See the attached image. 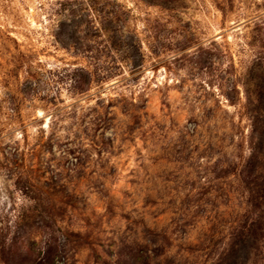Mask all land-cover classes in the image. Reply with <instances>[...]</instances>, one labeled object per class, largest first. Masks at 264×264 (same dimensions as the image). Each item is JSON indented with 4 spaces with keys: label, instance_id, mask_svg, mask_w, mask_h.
Masks as SVG:
<instances>
[{
    "label": "rangeland",
    "instance_id": "obj_1",
    "mask_svg": "<svg viewBox=\"0 0 264 264\" xmlns=\"http://www.w3.org/2000/svg\"><path fill=\"white\" fill-rule=\"evenodd\" d=\"M258 118L264 0H0V264H214Z\"/></svg>",
    "mask_w": 264,
    "mask_h": 264
},
{
    "label": "trees",
    "instance_id": "obj_2",
    "mask_svg": "<svg viewBox=\"0 0 264 264\" xmlns=\"http://www.w3.org/2000/svg\"><path fill=\"white\" fill-rule=\"evenodd\" d=\"M262 121L264 123V120ZM262 121L258 118L255 122L256 142L242 168V173L247 179H260V175L256 176V173L261 166L259 158L262 150H264V130H260L258 127V124ZM261 179L262 181L258 184L260 187L257 191L258 197L255 198L259 201L254 202V204L263 213L254 216L246 212L239 219L231 230L227 247L218 256L214 264H249L253 250L258 248L256 246L257 242L264 238V175Z\"/></svg>",
    "mask_w": 264,
    "mask_h": 264
}]
</instances>
